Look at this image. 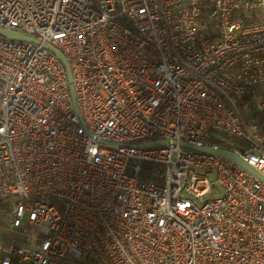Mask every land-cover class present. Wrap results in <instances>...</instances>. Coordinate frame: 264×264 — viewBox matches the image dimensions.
Segmentation results:
<instances>
[{"label":"built area","instance_id":"obj_1","mask_svg":"<svg viewBox=\"0 0 264 264\" xmlns=\"http://www.w3.org/2000/svg\"><path fill=\"white\" fill-rule=\"evenodd\" d=\"M0 30L36 41L0 36V264H264V0H0Z\"/></svg>","mask_w":264,"mask_h":264},{"label":"water","instance_id":"obj_2","mask_svg":"<svg viewBox=\"0 0 264 264\" xmlns=\"http://www.w3.org/2000/svg\"><path fill=\"white\" fill-rule=\"evenodd\" d=\"M0 36L6 37V38L11 39V40H15V41L36 42L35 40H33L29 37L19 35V34L13 33V32L4 31V30H0ZM57 55L59 56V58L63 62H65V60L61 54L57 53ZM162 144H159V145H162ZM184 146L189 148V149H195V147H192V146H188V145H184Z\"/></svg>","mask_w":264,"mask_h":264},{"label":"rangeland","instance_id":"obj_3","mask_svg":"<svg viewBox=\"0 0 264 264\" xmlns=\"http://www.w3.org/2000/svg\"><path fill=\"white\" fill-rule=\"evenodd\" d=\"M263 113H264V112L260 113L259 118H261V116H262ZM260 121H261V120H260ZM262 124H263V123H262ZM0 232L4 233L5 235H8V236H10V237H15L14 234H12V233H10V232H8V231L1 230Z\"/></svg>","mask_w":264,"mask_h":264},{"label":"trees","instance_id":"obj_4","mask_svg":"<svg viewBox=\"0 0 264 264\" xmlns=\"http://www.w3.org/2000/svg\"><path fill=\"white\" fill-rule=\"evenodd\" d=\"M260 120H261V123H263V125H264V113L262 114Z\"/></svg>","mask_w":264,"mask_h":264}]
</instances>
